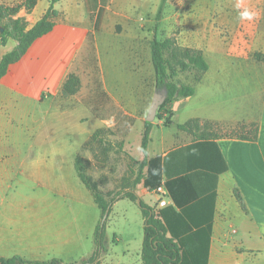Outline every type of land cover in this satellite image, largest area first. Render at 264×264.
<instances>
[{"label":"crops","instance_id":"crops-1","mask_svg":"<svg viewBox=\"0 0 264 264\" xmlns=\"http://www.w3.org/2000/svg\"><path fill=\"white\" fill-rule=\"evenodd\" d=\"M24 1L0 0V6H20L12 19H22L29 30L50 8L51 2L33 0L32 9L27 11L22 6ZM114 4V0H59L53 5L58 16L52 30L34 40L0 78V258L81 264L95 254V233L101 211L78 176L75 158V175L83 187L69 183L53 189L45 184L43 191L27 197L10 193L13 164L7 161V156L8 149H23L26 131L35 130V125L39 130L42 116L50 112L66 114L59 111L55 99L67 76L76 71L80 55L88 52L91 35L96 43L95 51L101 56L99 34L105 24L104 20H97V13L95 17L92 14L100 9L117 8ZM223 7L230 19L238 18L240 26L243 25L242 36L264 50V0L232 1ZM246 10L253 14L251 20L241 19L240 14ZM1 30L0 27V35ZM15 45L13 39L0 45V60ZM126 57L128 61L123 64L130 72L131 68L135 69L137 56L132 50ZM119 65L99 62V82L112 102L115 101L110 91L120 87L114 84L113 69ZM68 118L73 119L68 125L87 120L82 115ZM92 120L94 130L85 132V140L96 131L110 129L119 137L120 146L135 149L131 137L136 136V149H139L136 160H145L146 164L132 191L156 215L167 208L179 215L181 219L168 217L175 232L209 233L206 264H264L263 113L256 121L259 127L255 140L238 137L186 140V133L177 128L183 123L173 122L172 118L169 125L156 123L150 131L145 154L141 151L144 126L140 117L129 112L108 116L93 112ZM253 121L252 118L247 122ZM150 160H154L153 170L158 171V167L160 170L157 187L162 188L161 194L156 193L157 187L149 189L144 185ZM101 188L104 190L105 186ZM234 190L240 195L243 207ZM124 191L128 189L120 186L115 190L121 194ZM160 199L166 205L159 206ZM135 208L136 203L128 198H117L111 204L103 233V238L111 242L108 244L102 238L94 264H142L144 219L141 210Z\"/></svg>","mask_w":264,"mask_h":264},{"label":"rangeland","instance_id":"rangeland-1","mask_svg":"<svg viewBox=\"0 0 264 264\" xmlns=\"http://www.w3.org/2000/svg\"><path fill=\"white\" fill-rule=\"evenodd\" d=\"M114 1L117 8L92 14L95 17L97 13V20H104L105 24L99 34L101 56L89 45L88 52L83 51L75 64L80 79L78 92L64 95L61 90L55 99L59 111L66 114L50 112L42 116L39 130L35 125V130L26 131L23 149H8L7 161L13 164L11 194L32 197L43 191L45 184L53 189L69 183L83 187L75 175L76 156L87 164L86 176L105 201L119 193L115 192L119 186L132 188L142 178L145 163L136 160V136L131 137L132 144L135 141L132 149L120 146L119 137L110 129L96 131L86 140L84 134L94 130L93 112L99 116L129 112L144 123L159 87L193 89L189 98L167 95L165 101L169 102L157 111L163 120L155 118L151 122L153 126L165 125V120L171 122L172 118L173 122L183 123L181 131L186 133V140L250 137L256 121L264 115V62L254 58L255 53L264 54V50L242 36L244 27L238 18L230 19L228 10H222L224 3L248 0ZM11 20L4 22L10 29ZM250 31L255 32L253 28ZM153 43L157 44L164 67L163 82H158L155 75ZM132 50L137 63L129 72L123 63ZM186 50L200 52L208 70L201 72L190 66L185 59ZM100 60L120 63L113 69L114 84L120 87L110 91L115 102L96 82ZM81 115L87 120L67 124L73 120L68 116L76 119ZM252 118V123L247 122ZM108 216L109 213L104 231ZM104 240L111 242L106 237Z\"/></svg>","mask_w":264,"mask_h":264},{"label":"trees","instance_id":"trees-1","mask_svg":"<svg viewBox=\"0 0 264 264\" xmlns=\"http://www.w3.org/2000/svg\"><path fill=\"white\" fill-rule=\"evenodd\" d=\"M59 0H50L51 6L46 11V13L42 16L40 20H38L29 30H26V25L22 19L11 20V29L9 25L4 24L5 21L9 20L14 16L19 10L20 6L13 8H3L0 6V27L3 29L0 35V45L4 46L8 39H13L16 42L14 48L6 53L0 60V78L4 76L6 73L8 65L19 60L29 46L36 40L47 33H49L53 26L55 18H57L58 13L53 9V5L57 3ZM33 0H25L23 5L27 11H30L33 7ZM4 21V22H3ZM89 45L91 50L95 52L94 40L93 38H89ZM157 44H152V63L155 70V75L158 82H163L164 76V67L160 58L159 51H157ZM254 58L257 61L264 62V54L255 53ZM185 59L187 63L193 68L206 72L208 70V64L201 55L200 52L186 50L185 51ZM96 82L101 87V83L99 82V72L96 70ZM80 86V79L75 70H73L66 78L62 86V93L64 95H73L78 92ZM165 87V86H163ZM160 88V87H159ZM167 89V95L170 98L174 96L189 98L193 95L194 91L190 87H182L179 89L170 88ZM169 102V100L164 101L162 107ZM156 118L159 120H163V118L157 113ZM171 122L165 120V125H169ZM144 129L142 132L141 138V151L143 154L146 153V147L149 142V135L152 129L151 122L143 123ZM177 128L181 130L183 125H177ZM258 133L257 125L251 132V136H238L239 139L243 140H255ZM153 161L150 160L147 163V176L144 180V185L151 188H156L160 182V170L158 167V171L155 172L153 170ZM144 165L146 164V161ZM75 165L78 176L81 182L90 190L94 201L98 208L101 211V221L99 222L96 233H95V241H96V251L93 257L89 260L81 263V264H94L95 260L99 255V248L101 247V241L104 233V225L105 213L110 211L111 204L117 198H128L134 203H137L139 209L141 210L143 219H144V241L142 246V264H206L207 256H208V236L209 233L203 234L202 232L196 233H177L173 230L170 221L168 220L169 215L176 216L178 219H181L179 215H176L174 211L169 208L159 211L156 215L154 210L143 203L132 191L134 186L139 182H135L132 188H127L128 191H124L122 194L119 192L109 201H105L101 198V196L97 193V191L93 188L95 187V183H93L89 177L86 176L85 164L79 159V157H75ZM234 195L236 199L243 205L242 199L238 192L234 190ZM104 221V222H103ZM180 221V220H179ZM190 230V228H187ZM188 246V248H186ZM17 263H25V264H62L57 260H52L49 262H27L20 257H13L10 259L0 258V264H17Z\"/></svg>","mask_w":264,"mask_h":264},{"label":"water","instance_id":"water-1","mask_svg":"<svg viewBox=\"0 0 264 264\" xmlns=\"http://www.w3.org/2000/svg\"><path fill=\"white\" fill-rule=\"evenodd\" d=\"M2 31V30H1ZM167 89L165 87L156 88L152 97L150 107L148 109L145 122H152L157 115V111L164 103L167 97ZM108 211L105 213L103 220L106 218Z\"/></svg>","mask_w":264,"mask_h":264},{"label":"clouds","instance_id":"clouds-1","mask_svg":"<svg viewBox=\"0 0 264 264\" xmlns=\"http://www.w3.org/2000/svg\"><path fill=\"white\" fill-rule=\"evenodd\" d=\"M240 15L241 19L251 20L253 18V14L248 12L247 10L242 12Z\"/></svg>","mask_w":264,"mask_h":264},{"label":"built area","instance_id":"built-area-1","mask_svg":"<svg viewBox=\"0 0 264 264\" xmlns=\"http://www.w3.org/2000/svg\"><path fill=\"white\" fill-rule=\"evenodd\" d=\"M155 191H156V193H158V194H161L162 193V188L161 187H157L156 189H155ZM158 205L159 206H164V205H166V203H165V201L164 200H159L158 201Z\"/></svg>","mask_w":264,"mask_h":264}]
</instances>
